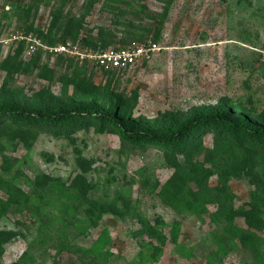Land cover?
Listing matches in <instances>:
<instances>
[{"label":"rangeland","instance_id":"374dc122","mask_svg":"<svg viewBox=\"0 0 264 264\" xmlns=\"http://www.w3.org/2000/svg\"><path fill=\"white\" fill-rule=\"evenodd\" d=\"M12 1L18 0H0V35L8 39L0 43L1 94L51 92L60 101L105 108L120 102L122 115L163 126L209 105L264 121V0H135L148 14L117 18L99 0L86 27L118 31L109 44L84 47L139 39L160 48L126 69L85 67L94 85L90 99L68 82L74 67L61 56L42 51L36 58L15 39L37 34L16 20ZM87 2L76 0L67 9L80 15ZM35 3L37 24L46 30L57 0ZM183 151L174 156L124 141L115 128L97 122L60 135L0 124V173L7 171L15 191L28 196L24 206L0 209V264H264V224L252 228L240 214L253 202L258 176L251 173L264 172V156L213 131ZM0 199H8L2 189ZM63 227L82 247L78 253L59 252L46 235ZM239 229L262 237L260 250L245 247Z\"/></svg>","mask_w":264,"mask_h":264},{"label":"trees","instance_id":"16d2710c","mask_svg":"<svg viewBox=\"0 0 264 264\" xmlns=\"http://www.w3.org/2000/svg\"><path fill=\"white\" fill-rule=\"evenodd\" d=\"M35 1L40 3L44 0H18L16 3L12 1L9 4L12 6L16 20L27 31H34L46 43L54 45L56 42L59 43V41L66 43L70 39L74 40V42L81 39L80 45L92 47L97 46L99 42L109 44L114 41L118 29L106 25L86 27V17L92 14L95 4L99 0H87L88 2L81 6L82 13L80 15L74 13L71 8L67 9L76 0H57V8L53 10L51 22L46 30L42 25L37 24L39 6ZM103 6L115 18L127 14L137 16L140 13L148 14V7L141 3L136 4L135 0H104ZM134 7L138 8L135 9L137 11L128 9ZM150 17L153 18L154 15L150 14ZM162 28V26L158 27L160 31H162ZM140 30L145 31L150 30V28L141 27ZM125 33L132 34L130 31H125ZM135 40H130L129 43ZM122 46L115 47L119 48ZM41 54V51H39L34 56L39 58ZM61 59L67 62L69 67H74L73 75L68 79L70 80L68 82L76 84L78 89L88 99L94 93L91 91L94 89V85L91 77L84 75L86 72L85 67L92 66V68L103 72L117 71H105L96 65L81 62L71 56L61 55ZM14 62H17L16 58ZM121 110L122 104L120 102H115L105 108L89 102L81 103L76 100L60 101L54 98L51 92H42L38 95H16L9 91L3 94L0 93V124L4 126L6 124L12 125L19 130H47L60 135L73 132L82 123L97 122L101 125V129H105L108 126L115 128L124 141H129L142 147L156 146L166 152H170L174 156L183 154V149L185 150L188 144L196 137H199L204 132L213 131L217 137L223 140L235 141L244 147H252L255 151L261 152L255 154L264 156V121L251 116L249 113L235 110L228 106H206L171 126H163L157 120L146 123L138 121L132 117L122 115ZM201 167L205 169L202 164ZM261 168L263 169L264 166H261ZM4 172V174L0 173V189L8 194V199H0V209L10 211L11 206H24L27 204L28 196L26 192H16L17 185L8 177L7 171ZM251 174L254 178L258 176V179H253L257 191L253 197V202L249 204V208L243 209L240 214L250 227L262 230L264 224V172L261 173L253 169ZM29 208L27 207L24 210L29 211ZM39 220L41 226H43L45 221ZM47 222L49 230L54 222L51 219L47 220ZM96 224V221H93L92 225L95 226ZM241 231L239 229L237 237L243 245L250 247L253 251L255 249L260 250L262 237L255 232H251V236L247 237ZM46 235L52 239L54 248L59 250V252L68 251L75 253L76 251L78 253L82 250L75 237L64 227L59 228L56 233L47 232ZM0 243H3L2 239ZM85 252H90V250H85ZM96 260L97 258H94V261ZM27 261L28 263L22 264L34 263V259L31 260V263H29L28 259Z\"/></svg>","mask_w":264,"mask_h":264},{"label":"built area","instance_id":"2783aa9c","mask_svg":"<svg viewBox=\"0 0 264 264\" xmlns=\"http://www.w3.org/2000/svg\"><path fill=\"white\" fill-rule=\"evenodd\" d=\"M15 39L26 42L29 54L39 51L49 53L52 56H71L81 62H87L105 70H122L135 64H140L150 59L159 50V45L154 41H132L122 47H110L107 49H95L72 43L46 44L39 36L33 33H22ZM0 35V43L7 42Z\"/></svg>","mask_w":264,"mask_h":264}]
</instances>
